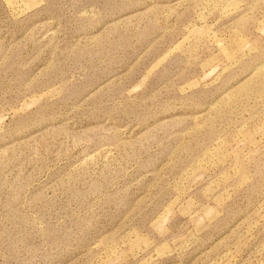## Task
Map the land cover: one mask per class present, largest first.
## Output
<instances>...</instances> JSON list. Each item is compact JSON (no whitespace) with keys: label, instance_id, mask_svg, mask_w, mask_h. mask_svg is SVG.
<instances>
[{"label":"rangeland","instance_id":"1","mask_svg":"<svg viewBox=\"0 0 264 264\" xmlns=\"http://www.w3.org/2000/svg\"><path fill=\"white\" fill-rule=\"evenodd\" d=\"M0 264H264V0H0Z\"/></svg>","mask_w":264,"mask_h":264}]
</instances>
